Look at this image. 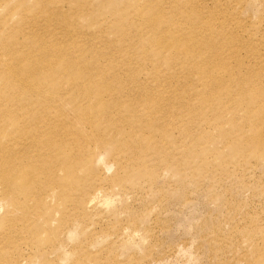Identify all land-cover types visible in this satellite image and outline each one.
Segmentation results:
<instances>
[{
	"label": "bare ground",
	"instance_id": "6f19581e",
	"mask_svg": "<svg viewBox=\"0 0 264 264\" xmlns=\"http://www.w3.org/2000/svg\"><path fill=\"white\" fill-rule=\"evenodd\" d=\"M24 1L10 6L18 10V29L7 34L0 28V264H30L34 258L61 264L50 257L63 248L58 228L79 217L81 205L95 203L99 189L84 202L81 197L95 179L90 167L104 148L115 161L125 156L119 184L161 165L175 170L158 140L180 146L171 132L178 124L172 115L181 110L190 120L212 113L219 101L225 109L219 116L228 123L220 128V143L234 146L244 165L264 160V53L248 42L250 33L247 41L242 38L247 29L241 21L226 23V14L218 22L213 10L220 4L229 11L234 4L141 0L138 8L126 10L108 0L107 14L127 22L110 37L106 30L69 23L88 15L96 0H68L66 11L67 0H36L34 13ZM106 3L98 2L100 8ZM242 55L255 68L247 69ZM140 72L146 77L140 79ZM199 81L197 91L193 84ZM184 133L190 140L184 158H194L197 137ZM49 191L57 197L43 198ZM55 212L60 221L51 228ZM262 263L259 258L254 264Z\"/></svg>",
	"mask_w": 264,
	"mask_h": 264
},
{
	"label": "rangeland",
	"instance_id": "374dc122",
	"mask_svg": "<svg viewBox=\"0 0 264 264\" xmlns=\"http://www.w3.org/2000/svg\"><path fill=\"white\" fill-rule=\"evenodd\" d=\"M4 1L0 0V28L8 34L18 29L20 20L16 15L18 10L11 12L10 9L17 0ZM100 1L91 3L92 11L78 20L79 23L75 20L69 23L81 25L87 31L102 29L110 37L114 35L117 26L127 22L107 14L111 11L106 6L108 0L104 9L99 7ZM137 1L109 0L113 8L126 7V10L138 8L141 0ZM220 1L227 6L234 4L236 10L227 11L218 4L213 9L216 20L226 19L232 25L241 21L247 29L240 32L242 38L247 41L251 36L248 42L259 44L263 54L264 0ZM35 2L25 0L23 7L34 13ZM179 3L183 5L184 0ZM62 6L65 11L71 9L68 0ZM191 17L195 23L194 15ZM213 31H218L217 26ZM242 60L247 69L254 67L249 55H242ZM161 71L167 74L164 67ZM139 76L143 79L145 72ZM196 83L193 87L200 91L202 83ZM222 112L225 109L217 101L212 113L202 112L194 119L186 118L182 110L172 115L178 124L171 132V141L180 146L174 148L159 139L158 147L170 156L175 166L179 165H172L175 170L161 165L147 170L141 178L132 177L119 184L116 176L122 172L118 166L120 163L124 166L125 156H117L115 161L110 148L96 150L100 152L90 167L95 179L89 181L81 201L92 198L93 192L99 189L97 199L87 209L81 205V215L58 228L63 248L61 253L55 250L50 257L61 264H72L76 258H82L81 264H254L259 258L264 260V160L252 159L244 165L241 158L237 160L234 146L220 143L217 139L220 131L228 128V123L219 116ZM220 122L225 125L222 127ZM186 129L198 140L194 158L188 155L184 158L190 144L184 138ZM200 164L203 168L196 169ZM48 194L57 197V192L49 191L43 198ZM59 221L60 215L55 212L49 226L57 228ZM30 264L41 263L34 258Z\"/></svg>",
	"mask_w": 264,
	"mask_h": 264
}]
</instances>
